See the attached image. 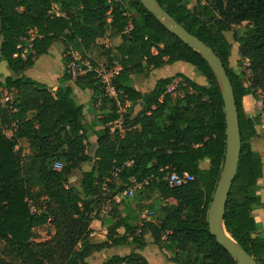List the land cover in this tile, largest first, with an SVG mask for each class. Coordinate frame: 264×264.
Listing matches in <instances>:
<instances>
[{"label":"trees","instance_id":"16d2710c","mask_svg":"<svg viewBox=\"0 0 264 264\" xmlns=\"http://www.w3.org/2000/svg\"><path fill=\"white\" fill-rule=\"evenodd\" d=\"M179 24L200 38L223 61L231 79L240 118L242 147L237 176L226 205L224 222L230 235L258 264H264V236L255 210L264 205L256 192L264 162L250 139L264 117V0H157ZM0 62L14 75L0 73V253L2 264H89L93 252L111 247L144 249L151 238L169 261L182 264H239L211 234L209 206L222 174L227 150L226 110L216 76L202 55L171 33L141 0H0ZM241 62L248 60L251 77L230 68L233 44ZM115 38L109 61L121 65L109 96L96 72L98 63L83 66L73 77L65 68L61 85L25 74L36 59L63 43V62L76 51L85 57L98 41ZM70 49V50H69ZM178 61L196 66L206 77L201 84L184 73L159 78L150 92L137 89L132 75L149 77L153 69ZM181 77V96L168 92ZM74 81L90 90L103 110L95 130L97 149L88 153L90 125L85 106L74 96ZM5 91L11 101L1 102ZM261 91L262 111L248 117L243 99ZM129 105H126L127 103ZM139 105L136 111L135 107ZM125 111L120 112V107ZM122 119V128L110 123ZM11 134H8V133ZM29 149V153H25ZM209 160V166L203 162ZM61 161L63 167L55 168ZM84 163L80 186L70 177ZM169 167L191 176L171 186ZM143 183L134 200L142 203L155 192L160 204L149 203V220L140 219L124 198L117 220L111 218L105 240H97L91 223L100 219L104 201ZM131 198V197H130ZM122 229V232H120ZM101 264H149L140 252L115 254Z\"/></svg>","mask_w":264,"mask_h":264},{"label":"rangeland","instance_id":"374dc122","mask_svg":"<svg viewBox=\"0 0 264 264\" xmlns=\"http://www.w3.org/2000/svg\"><path fill=\"white\" fill-rule=\"evenodd\" d=\"M197 0H193V4L196 3ZM235 29L241 30L243 29V25H235L232 27L231 31L227 33L230 42L233 44V49L231 52V56L229 58L230 61V68L235 71V72H245V75L243 77L244 81H247L250 79L251 77V71L248 68V60H245V62H241V53L239 50V44L233 40L232 38V33ZM118 41L113 38L111 40H101L98 41L96 43V45H94V47L87 51L85 53V57H83V55H80L78 52L76 51H67V55L72 53L73 55V61L70 63L72 65H74V68L76 69L77 72H79L80 70H84L83 66H88L91 64V61L98 63V66L100 64H104V66L108 67V68H112L113 65L111 64V62L109 61V57L106 53V50L108 48H114L116 45H118ZM53 47L55 49H63V43L61 41L56 42ZM65 55L63 54V57ZM59 64H62L61 60L59 63L58 62L54 63L53 65V72H58L59 71ZM69 64V65H70ZM69 65H66L65 63H63V68L65 70V68H67ZM184 73L187 76H189L191 79L201 83V84H206V77L205 75L199 71V69L188 63V62H184V61H178L172 65H166L162 68H158V69H153L149 75V77H143V76H138V75H132L130 78V83H132L137 89L141 90L142 92H150L152 90V88L154 87L156 81L159 78H163V77H168V76H173L176 73ZM43 75V74H42ZM40 76L37 77V80L44 82L46 81L45 77H41ZM39 78V79H38ZM49 79V78H48ZM55 76L52 78V83L55 82ZM50 81V80H49ZM183 84V79L181 77H175L173 79V81L170 83V85L168 86V90L175 96H181L182 92L180 90V86ZM257 94L260 95V98L258 97H254L252 95L246 96L243 99V107H244V111L246 113V115L248 117L251 118H257L259 117L261 111H262V104H261V91H258ZM136 111L139 109V105H136L135 107ZM257 130H258V134L254 137H252L250 139V145L252 147V149L254 150H258L263 158V162H264V117H261V122L260 124L257 126ZM88 153H91V143H88ZM204 166H209V161H205L204 162ZM90 164L88 163H84L81 167V169H77L73 172L72 176L70 177V185H75L77 187L80 186V180H81V175H82V169L83 168H89ZM256 192L258 194H260V196L262 197V200L264 202V173H263V177L260 178L257 181L256 184ZM136 196V192L134 194L133 197L129 198L127 201L128 202H133V205L135 207V209H139V206H143V211L140 212V215H142L143 212H145V210L148 209V214L150 212L149 206L148 204L150 203H155L160 204L161 200L158 197V194L153 192L150 195H148V198L146 200H144L141 204L138 203L137 200H134L133 198H135ZM140 204V205H139ZM124 209L123 204H120L118 202H116V200L113 202L110 199H107L106 201H104L103 205H102V209H101V213H100V217H105L107 215L112 216L115 220H117L120 216V212H122ZM257 217H260L261 215L263 216L264 219V205L260 208V210L257 212ZM144 220L141 216L140 219L137 220V224H140L141 221ZM263 222H261L259 224V228H260V234L262 236H264V220H262ZM259 223V222H258ZM108 228V227H107ZM105 228L104 230H102L100 233L96 234L97 239L98 240H105L106 236H107V231L108 229ZM120 232H122V229H120ZM3 258V255L0 253V264L1 263V259ZM98 260L95 259V262H97Z\"/></svg>","mask_w":264,"mask_h":264},{"label":"water","instance_id":"95a60500","mask_svg":"<svg viewBox=\"0 0 264 264\" xmlns=\"http://www.w3.org/2000/svg\"><path fill=\"white\" fill-rule=\"evenodd\" d=\"M141 2L171 33L197 50L208 62L216 76L225 103L227 150L224 168L217 184L213 200L209 206L208 223L211 234L216 238L217 242L222 245L239 264H258L253 256L230 235L224 222L226 205L234 180L237 176L242 147L237 101L231 79L224 63L207 44L190 33L164 10L157 0H141ZM3 39L4 36L0 32V57L2 55L1 48Z\"/></svg>","mask_w":264,"mask_h":264},{"label":"crops","instance_id":"0c3cea01","mask_svg":"<svg viewBox=\"0 0 264 264\" xmlns=\"http://www.w3.org/2000/svg\"><path fill=\"white\" fill-rule=\"evenodd\" d=\"M60 63V60L62 64H59V71L58 72H53V65L54 63L58 62ZM63 52L62 49H55L53 46L49 49V53L46 55H41L36 59V64L34 67L28 69L25 74L37 79L38 76L39 78L45 77L46 81L44 83L48 84L49 87H51L53 90H56L60 85L61 81L60 78L63 75L64 68H63ZM0 73L4 74L5 76L9 75H14V73L8 68V65L5 61L0 62ZM43 74V75H42ZM55 76V82L52 83V78ZM38 78V79H39ZM49 78V79H48ZM50 80V81H49ZM70 84L74 87V96L78 102L81 104H84L85 106V115H86V120L88 125H90V130H89V143H91V153L90 155H94L97 149V136L95 134V130H98L102 128V124L98 121L99 118L102 117L103 115V110L99 107V103L95 104L92 100V95L93 93L90 90H81L79 87L76 86L74 81H71ZM3 102V99L1 100ZM130 103L128 102L126 105H129ZM120 112L125 111V107L121 106L120 107ZM111 124V123H110ZM109 124V125H110ZM258 151V150H257ZM25 153H29V149H25ZM205 161H209L206 159ZM203 167H208L204 166L203 162ZM82 178V175H81ZM81 181V180H80ZM260 210L256 209V220L259 222H263V216L261 215L260 217H257V212ZM148 209L145 210L147 213ZM143 212L142 215H140L143 219L144 217L147 216V214ZM124 214V212H121ZM151 213V212H150ZM112 216H105V217H100V219H95L91 223V227L94 229V236L97 239L96 234L100 233L102 230L107 228L110 225ZM98 240V239H97ZM133 250L140 252L142 255H144L148 261L149 264H182L180 262H173L169 261L165 255L161 252V249L159 246L153 242V240L150 238L147 241L146 246L144 249H135L134 246H128V247H111L104 249L102 251H96L93 252L92 255L88 259L89 264H101L103 261L111 257L112 255L115 254H121V255H126L131 253ZM95 259H97L98 263L95 262Z\"/></svg>","mask_w":264,"mask_h":264},{"label":"built area","instance_id":"2783aa9c","mask_svg":"<svg viewBox=\"0 0 264 264\" xmlns=\"http://www.w3.org/2000/svg\"><path fill=\"white\" fill-rule=\"evenodd\" d=\"M67 72L72 74L73 77H76L77 75L85 73L86 70H80L79 72L76 71L74 68V65L70 64L68 67ZM121 70V65L119 63H115V65L112 68H108L104 66V64H100L96 68V72L101 78V82L105 85L106 92L109 96H116V90L113 85V79L119 74ZM169 93H171L168 90ZM172 94V93H171ZM13 98V94L9 91H5L3 95V102L11 101ZM262 104V102H261ZM121 109V108H120ZM111 131H115L117 128H122V119H119L113 123L110 124ZM8 134H11L10 132ZM63 167V163L61 161H57L55 163L56 169H61ZM165 179L168 180L169 184L171 186H180L183 184H186L191 179V176L187 173L181 175L175 170H171L169 167L162 168L161 171H166ZM143 186V183H136L134 186L128 187L125 189L121 194H118L115 197L116 202L121 203V201L124 198H130L133 197L135 194V191L138 188H141ZM148 213V212H147ZM151 213L149 212V215L145 216L144 218L146 220L150 219Z\"/></svg>","mask_w":264,"mask_h":264}]
</instances>
